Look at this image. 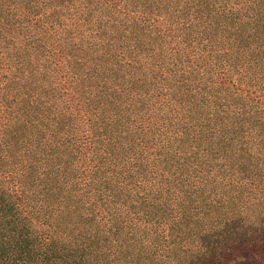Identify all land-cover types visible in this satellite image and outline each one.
<instances>
[{
    "label": "trees",
    "instance_id": "trees-1",
    "mask_svg": "<svg viewBox=\"0 0 264 264\" xmlns=\"http://www.w3.org/2000/svg\"><path fill=\"white\" fill-rule=\"evenodd\" d=\"M0 264H264V0H0Z\"/></svg>",
    "mask_w": 264,
    "mask_h": 264
}]
</instances>
